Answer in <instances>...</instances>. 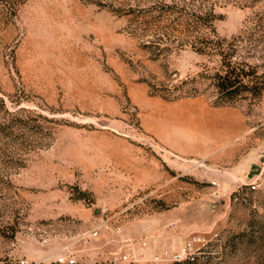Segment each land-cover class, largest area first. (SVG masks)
I'll return each mask as SVG.
<instances>
[{
  "label": "rangeland",
  "instance_id": "374dc122",
  "mask_svg": "<svg viewBox=\"0 0 264 264\" xmlns=\"http://www.w3.org/2000/svg\"><path fill=\"white\" fill-rule=\"evenodd\" d=\"M200 34L264 75V0H0V264H264V92Z\"/></svg>",
  "mask_w": 264,
  "mask_h": 264
},
{
  "label": "trees",
  "instance_id": "16d2710c",
  "mask_svg": "<svg viewBox=\"0 0 264 264\" xmlns=\"http://www.w3.org/2000/svg\"><path fill=\"white\" fill-rule=\"evenodd\" d=\"M195 40L202 46H213L218 50L221 64L210 76V81L222 104L231 105L239 99L249 96L258 97L263 94L264 75H259L255 68L245 61L238 60L236 53L226 51L224 48L225 39L212 40V38L200 34Z\"/></svg>",
  "mask_w": 264,
  "mask_h": 264
},
{
  "label": "built area",
  "instance_id": "2783aa9c",
  "mask_svg": "<svg viewBox=\"0 0 264 264\" xmlns=\"http://www.w3.org/2000/svg\"><path fill=\"white\" fill-rule=\"evenodd\" d=\"M252 189H256V186L253 185L252 186ZM92 235L94 237H96L98 234H97V231H94V233H92ZM207 242L201 238H194L192 240H190L189 242H187L184 247L176 252L171 260L172 262H186V261H190V262H193L196 260V257H197V249H196V246H200V245H206ZM124 259L126 260L127 259V256H124ZM59 262L61 264H74L75 263V260L74 259H67V258H61L59 259Z\"/></svg>",
  "mask_w": 264,
  "mask_h": 264
}]
</instances>
